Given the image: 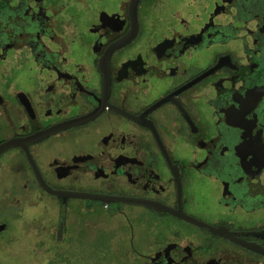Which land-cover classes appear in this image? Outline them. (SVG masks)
<instances>
[{"label": "flooded vegetation", "instance_id": "obj_1", "mask_svg": "<svg viewBox=\"0 0 264 264\" xmlns=\"http://www.w3.org/2000/svg\"><path fill=\"white\" fill-rule=\"evenodd\" d=\"M0 264H264V0H0Z\"/></svg>", "mask_w": 264, "mask_h": 264}]
</instances>
